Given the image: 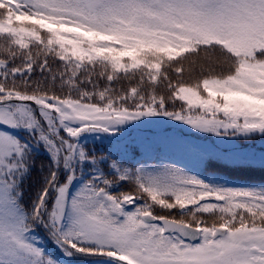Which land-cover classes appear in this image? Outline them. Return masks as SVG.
Segmentation results:
<instances>
[{"label": "snow or ice", "instance_id": "snow-or-ice-1", "mask_svg": "<svg viewBox=\"0 0 264 264\" xmlns=\"http://www.w3.org/2000/svg\"><path fill=\"white\" fill-rule=\"evenodd\" d=\"M168 121L210 143L129 156ZM253 141L264 0H0V264H264Z\"/></svg>", "mask_w": 264, "mask_h": 264}, {"label": "trees", "instance_id": "trees-1", "mask_svg": "<svg viewBox=\"0 0 264 264\" xmlns=\"http://www.w3.org/2000/svg\"><path fill=\"white\" fill-rule=\"evenodd\" d=\"M167 131L158 132V135L155 138L153 135H150V137L144 135L147 139H142L139 143H134L133 138L139 133H131L124 141V143L129 145V156L148 165L177 163L178 166H183L185 162L194 161L196 158L195 154L190 150L191 145H204L210 143L209 141L198 142L196 140L200 138L195 137L192 134H189L188 136L182 134L181 131L178 133H170ZM238 143L243 145V141H239ZM92 146L93 145L90 143L89 147ZM96 146H99L98 141L96 142ZM219 147L225 149L231 146L228 147L219 144ZM251 147L257 152L264 151V147H261L257 141H253Z\"/></svg>", "mask_w": 264, "mask_h": 264}, {"label": "rangeland", "instance_id": "rangeland-1", "mask_svg": "<svg viewBox=\"0 0 264 264\" xmlns=\"http://www.w3.org/2000/svg\"><path fill=\"white\" fill-rule=\"evenodd\" d=\"M165 131L170 132V133H178L179 131H181L182 134H185L188 136L189 134H191V132L186 126L179 124L177 122H171V121H168L167 123L148 125L142 129L133 130L131 133L133 132L136 134L139 133L137 134V136L133 137L134 143H139L140 141H142V139H147L146 137H144V135H147V137H150V135H153L155 138L158 135V132H165ZM193 140H196V139H193ZM196 141L204 142L205 140L197 139ZM222 145L228 146V147L231 146L228 143H222Z\"/></svg>", "mask_w": 264, "mask_h": 264}]
</instances>
